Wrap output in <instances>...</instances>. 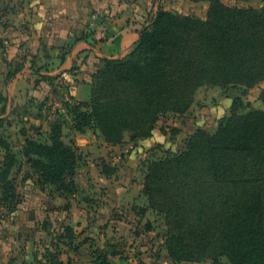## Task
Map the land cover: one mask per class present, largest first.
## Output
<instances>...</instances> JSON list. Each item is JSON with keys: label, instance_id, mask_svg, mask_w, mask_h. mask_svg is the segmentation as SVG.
Returning <instances> with one entry per match:
<instances>
[{"label": "trees", "instance_id": "obj_1", "mask_svg": "<svg viewBox=\"0 0 264 264\" xmlns=\"http://www.w3.org/2000/svg\"><path fill=\"white\" fill-rule=\"evenodd\" d=\"M191 1L209 3L205 18L157 5L130 52L94 72L89 101L62 102L71 128L95 127L111 145L125 133L148 137L161 113H186L199 87L250 89L264 79V8ZM260 98L263 109L243 113L235 97L214 131L198 128L183 150L148 164L143 189L149 208L164 215L169 261L264 264V89ZM63 119L50 125L46 140L25 138L20 152L42 189L71 195L81 156L63 140ZM6 139L0 134L2 202L16 199L9 175L18 162ZM45 257L70 264L57 253ZM93 257L92 264H113L105 252Z\"/></svg>", "mask_w": 264, "mask_h": 264}, {"label": "crops", "instance_id": "obj_2", "mask_svg": "<svg viewBox=\"0 0 264 264\" xmlns=\"http://www.w3.org/2000/svg\"><path fill=\"white\" fill-rule=\"evenodd\" d=\"M180 3L188 8L201 4L206 14V1L160 0L165 10L200 16L182 12ZM156 7L155 0H0V124L11 139H19L13 150L18 163L9 177L16 199L22 195L12 211L16 222L0 225V264H47L48 252L70 264H92L96 251L105 252L113 264H212L209 259L175 263L162 256L161 260L163 234L159 245L151 247L148 241L154 228L149 215L157 213L149 208L143 189L150 162L145 153L140 162L132 153L123 154L126 162L120 169L108 164L110 173L98 171L99 178L86 180L83 187L88 191L80 188V196L76 180L73 194H50L51 188L42 189L20 152L24 139L32 137L9 116L14 107L39 106L52 95L58 96L56 102L61 105L71 100L88 102L94 72L105 59H120L130 52ZM214 87L204 86L206 96L202 95L200 105L196 97L186 113H172L165 120L159 117L143 141L150 146L155 143L163 157L183 150L198 128L214 131L234 99L228 90ZM65 126L78 151L80 147L94 150L92 141L85 138L87 130L77 131L67 124L62 127L63 137ZM38 131L34 139L49 133V129ZM2 158L0 150V166ZM51 234L43 243L44 235ZM81 251L82 260L78 258ZM220 264L231 263L221 257Z\"/></svg>", "mask_w": 264, "mask_h": 264}, {"label": "rangeland", "instance_id": "obj_3", "mask_svg": "<svg viewBox=\"0 0 264 264\" xmlns=\"http://www.w3.org/2000/svg\"><path fill=\"white\" fill-rule=\"evenodd\" d=\"M221 1L225 3L226 5L233 6V7H242V8L250 7L256 10H261L264 8V0H221ZM155 2L158 6L160 5V0H155ZM179 6L181 7L182 12L197 13L198 15H200L198 16L200 18L206 17V14H204V11H203L204 10L203 6L201 4L194 5L193 7H189V8L187 5L185 4L183 5L181 3ZM208 6H209V3L207 2V9H208ZM207 9H206V12H207ZM150 21L151 20H149V23L146 26V28L150 25ZM102 66L100 68H103ZM103 80L104 78L100 77V82H102ZM201 87H202L201 89H199L200 88L199 87L196 90L192 104L194 103V100H196V97H197L198 105H200L202 95H204L205 93V96H206L207 89H204L203 88L204 86H201ZM214 88H216L217 90H221V91L223 90V92L228 90L234 98L235 96L240 97L243 104L241 107H239V110L242 111L243 113L250 109H253V110L263 109V102L260 98V94H261L262 89H264V79L259 81L255 86H253L250 89H247L245 87L222 89L218 86ZM56 101H58V96L52 95L49 101H45L39 106L37 105H35L34 107L32 105L17 106L11 110V113L9 114V116L10 118H14L20 121L21 126L22 128H24L26 133L29 134L30 137L34 138L39 132L38 131L39 129H42L44 131L50 129V125L55 120L60 119L61 116H63L64 118L63 120L67 124L71 122V117L68 116L67 112L64 110V106L61 105L60 103H57ZM215 102H216V99H215ZM190 107L191 106H189L188 110L190 109ZM171 114L172 112L167 111V112L161 113L159 117L161 120H165L166 118L171 117ZM174 114H177V113H174ZM37 116L41 117V119H34V117H37ZM86 130H87L86 132L87 134L85 138H88L90 141H92L91 146H92V149L94 150H90L88 147H87V150H85L80 147L81 151L79 152H80L81 157H80L79 166H78V169L75 175V180L77 181L79 185L78 193H79L80 188H82L83 185L85 184L86 180L90 181L92 179L95 180L99 178L98 171L108 173L109 171L108 164L112 163L115 166H117L118 169H120L121 168L120 166H122L123 162H126V160H124L125 158L123 157V154L132 153V156L134 157V159H137L138 162H140V160L144 157V153L146 154V157L144 158L148 162L149 161L151 162L153 160H158L160 159V157H162L160 156L161 155L160 153H157L158 151H162L161 148H157L155 143L154 145L150 146L149 144H146L145 141H143V139L147 137L137 138V137L130 135V133H125L123 135L122 141L118 144H113L114 147H111L109 146L111 144H108L103 140V136L101 135L100 131L97 128L89 127ZM7 132H8V129L6 128V126H3V127L0 126V134L7 138L6 140L10 142L12 146V150H14L15 149L14 147L18 146L17 143L19 139H17V142H16L14 139H11L9 137ZM209 132H212V131H209ZM70 136H71V132L65 126L63 140L65 142L73 141L72 139L69 140V138H71ZM38 139L46 140V137L44 136L43 138L38 137ZM140 141H143L144 143H140ZM104 143L108 145L105 146ZM96 150L98 153H95ZM155 154H158V155H155ZM149 155L151 158L148 157ZM25 175H27V173H25L24 176ZM83 188L85 189V187ZM84 189L83 191H86V192L88 191L87 189L85 190ZM49 193L53 194V191L50 189ZM80 195L81 193H79L78 196ZM19 198L17 197V201L22 199V195L20 196L19 194ZM15 206H16L15 198H11L5 202H2L0 200V225L4 226L5 224H10V223L14 224L16 222L15 216L17 215H12V211ZM149 218L153 219L151 224L154 228V231L153 233H151V235H149L150 239L148 242L151 243V247L153 248V246L159 245L158 242L160 239V235L162 234L163 236L165 235L167 227L165 225V219H164L163 214L159 213V214H156V216L154 214L149 215ZM51 236L52 234L44 235L43 243L44 242L48 243V238ZM164 240H165V237L163 238V243H164ZM40 243H42V239H40ZM22 246L23 245L21 244L19 245V248H20L19 255L21 257L22 255H24V250ZM152 248H149L150 254L151 252H153L151 250ZM159 253L161 254V260H163L162 256H164V258L167 257L163 247L160 249ZM81 256H82V251L81 253H79V256H78L80 260H82ZM152 264H156V261L152 262ZM157 264H161V263H157ZM163 264H168V263H163Z\"/></svg>", "mask_w": 264, "mask_h": 264}, {"label": "water", "instance_id": "obj_4", "mask_svg": "<svg viewBox=\"0 0 264 264\" xmlns=\"http://www.w3.org/2000/svg\"><path fill=\"white\" fill-rule=\"evenodd\" d=\"M150 20H151V17H150Z\"/></svg>", "mask_w": 264, "mask_h": 264}]
</instances>
